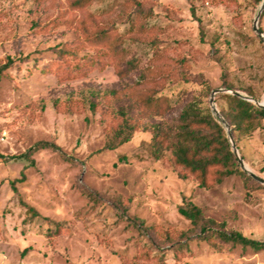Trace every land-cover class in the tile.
Masks as SVG:
<instances>
[{
	"label": "rangeland",
	"instance_id": "obj_1",
	"mask_svg": "<svg viewBox=\"0 0 264 264\" xmlns=\"http://www.w3.org/2000/svg\"><path fill=\"white\" fill-rule=\"evenodd\" d=\"M73 1L0 0V64L14 62L0 78V264H264V250L195 239L173 254L163 240L190 229L177 211L188 200L226 231L264 242L262 185L234 175L202 188L169 151L151 157L146 130L104 149L119 107L141 129L193 100L211 110L218 89L263 102L264 43L253 30L262 0ZM256 26L264 35V8ZM103 29L122 36L118 52L85 41ZM219 94L229 93L215 94L216 109ZM148 95L168 97L173 111L146 112ZM232 138L264 179V120ZM41 142L60 151L35 150L31 163L23 155Z\"/></svg>",
	"mask_w": 264,
	"mask_h": 264
},
{
	"label": "trees",
	"instance_id": "obj_2",
	"mask_svg": "<svg viewBox=\"0 0 264 264\" xmlns=\"http://www.w3.org/2000/svg\"><path fill=\"white\" fill-rule=\"evenodd\" d=\"M90 2L91 0H75L71 6L81 9ZM122 40L121 35L111 34L107 29L85 37L88 45L106 47L111 53L118 52ZM66 52L62 48L58 50L60 57H64ZM13 63L12 59L6 58L5 62L0 64V78ZM135 66L133 59H130L128 67L133 69ZM223 87L232 89L227 82ZM247 95L257 100L252 92L248 91ZM216 99L224 102L223 106L217 105V110L230 127L234 137L251 135L264 120V107H257L251 102L229 94H219ZM139 103L146 112L158 117H164L174 109L171 100L164 95L144 96ZM132 112L131 107L117 108L116 115L119 123L107 133L104 149L114 150L129 142L136 131L146 130L151 133L149 142L151 157L159 160L166 151H169L171 162L194 176L200 187L208 188L211 183H220L224 178L237 175L251 182L255 188H262L239 167L223 125L209 107H203L198 100L187 103L172 121L142 126L141 129V125L133 117ZM39 149L60 151L54 144L41 142L23 156L33 163L30 155ZM15 182L11 183L14 191L16 190ZM22 206L26 209L30 220L33 221L35 217H38L32 207L24 203ZM177 211L189 222L190 229L181 233L175 241L168 234L164 235V242L170 244L167 249L173 254L182 252L188 247L189 241L195 239L207 241L213 245H229L256 252L264 250V242L247 238L234 230L226 231L224 222L206 218L202 210L188 200H184Z\"/></svg>",
	"mask_w": 264,
	"mask_h": 264
},
{
	"label": "water",
	"instance_id": "obj_3",
	"mask_svg": "<svg viewBox=\"0 0 264 264\" xmlns=\"http://www.w3.org/2000/svg\"><path fill=\"white\" fill-rule=\"evenodd\" d=\"M264 8V0H262V3L260 5V10L257 14V18L254 20V23H253V30L254 32L256 33L257 37L264 43V35L262 34V32L257 28V20L259 18V15L261 14L262 10ZM222 92H227L233 96H236L238 98H241L243 100H246L248 102H251L253 103L254 105H256L257 107H264V101L261 102V103H258L256 101H254L253 99L249 98L248 96H245V95H242L236 91H228V90H222V89H218V90H215L211 93V96H210V108H211V111L213 113V115L220 121V123L223 125L225 131H226V135H227V139H228V142H229V145L231 147V150L237 160V163L239 165V167L242 169V171H244L249 177H251L253 180H255L256 182H258L260 185H262L264 187V179L257 176L256 174H254L250 169H248L244 162H243V159L241 158V156L239 155L238 153V150L233 142V138H232V132H231V129L230 127L228 126V124L225 122V120L221 117L220 113L218 112V110L216 109V107L214 106V96L215 94L217 93H222Z\"/></svg>",
	"mask_w": 264,
	"mask_h": 264
}]
</instances>
